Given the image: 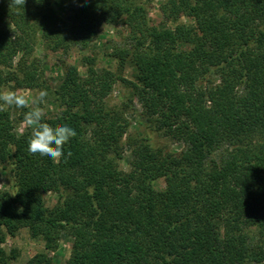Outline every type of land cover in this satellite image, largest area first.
<instances>
[{"label":"trees","instance_id":"1","mask_svg":"<svg viewBox=\"0 0 264 264\" xmlns=\"http://www.w3.org/2000/svg\"><path fill=\"white\" fill-rule=\"evenodd\" d=\"M146 1L0 0V90L47 93L43 123L76 131L58 162L29 156V109L0 101V264L22 228L43 244L24 264H56L61 234L62 264H264V0H161L170 25ZM100 24L123 26L104 52L117 70L83 54L50 88L34 49L87 50ZM117 80L129 96L110 105ZM133 100L178 150L127 133Z\"/></svg>","mask_w":264,"mask_h":264},{"label":"rangeland","instance_id":"2","mask_svg":"<svg viewBox=\"0 0 264 264\" xmlns=\"http://www.w3.org/2000/svg\"><path fill=\"white\" fill-rule=\"evenodd\" d=\"M146 1V0H145ZM161 0H149L147 3L148 15L154 23L170 25L161 16L158 9V5ZM147 2V1H146ZM56 11L63 13L61 7L55 5ZM183 20V18L181 19ZM123 26L121 24H100L97 27V37L92 42L87 50H69L67 52L61 51H48L44 50L41 46L34 49V57L39 60V67L43 69V74L46 79L45 83L53 88L60 80L66 66L68 64H75L80 73H83L85 65L80 64V57L83 54L93 55L95 58V67H106L112 70L116 69V63L113 59L108 58L104 52L109 51L112 41H118L120 39V33H123ZM14 63V62H13ZM130 68L126 67L123 76L127 79H131ZM8 89V88H4ZM2 89V90H4ZM15 91L20 94H26L29 96H38V90H30L28 88H19ZM129 96V88L122 84L119 80L115 81L112 85L111 91L106 98L107 103L110 105H119L122 101L126 100ZM52 98L47 96L45 104L41 105L44 112L53 113L58 109L56 103ZM134 109H129L125 112L126 119L128 121V134L142 132L146 135L149 141L153 145L162 146L170 150H178L181 144L170 137L165 136L161 131H157L154 127L150 126L147 122L145 114L140 110V106L133 100ZM143 123V124H142ZM27 123L25 120H17L14 124V131L20 134L25 130ZM124 136L122 137V141ZM130 158L129 148L123 147V159L119 162L122 168H126V161ZM8 181L4 175H0V188H7ZM154 186L157 189L163 187L161 180L154 181ZM44 200L47 205H50L55 200V195L52 192H46L44 194ZM71 238L66 234H61L58 246L54 252H48L53 262L56 264H62L65 258L69 254ZM1 246L8 252L10 249H14L16 257L12 260V264H24L28 258L34 253L43 250V244L40 240L32 238L25 228L20 229L14 236H6Z\"/></svg>","mask_w":264,"mask_h":264},{"label":"clouds","instance_id":"3","mask_svg":"<svg viewBox=\"0 0 264 264\" xmlns=\"http://www.w3.org/2000/svg\"><path fill=\"white\" fill-rule=\"evenodd\" d=\"M36 2L42 3V0H36ZM46 98L45 92H41L38 96H29L23 93L18 94L11 89L0 90V101H3L5 105H14L17 109H29L24 113L27 126L32 130L31 139L28 142V155L58 162L62 156L66 155L65 146L72 137L76 136V131L67 124L50 128L43 123L45 113L41 105L45 104Z\"/></svg>","mask_w":264,"mask_h":264}]
</instances>
